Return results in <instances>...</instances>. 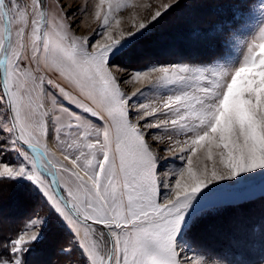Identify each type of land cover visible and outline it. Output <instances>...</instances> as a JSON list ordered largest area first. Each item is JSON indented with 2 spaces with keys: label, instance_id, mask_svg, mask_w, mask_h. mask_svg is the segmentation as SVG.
Listing matches in <instances>:
<instances>
[{
  "label": "snow or ice",
  "instance_id": "snow-or-ice-1",
  "mask_svg": "<svg viewBox=\"0 0 264 264\" xmlns=\"http://www.w3.org/2000/svg\"><path fill=\"white\" fill-rule=\"evenodd\" d=\"M123 6L99 0L97 28L76 35L88 0H0V233L13 189L27 181L29 197L0 264H34L52 222L71 233L53 264H264V212L217 228L219 247L197 235L228 209L264 208V190L218 195L264 185V0H155L117 36ZM140 41L212 55L116 62ZM161 131L187 137L164 147L183 161L174 186L158 176Z\"/></svg>",
  "mask_w": 264,
  "mask_h": 264
},
{
  "label": "rangeland",
  "instance_id": "rangeland-1",
  "mask_svg": "<svg viewBox=\"0 0 264 264\" xmlns=\"http://www.w3.org/2000/svg\"><path fill=\"white\" fill-rule=\"evenodd\" d=\"M80 2H83V0H80ZM135 2L137 3L136 6ZM138 2L139 0H120V3L124 6L114 13L115 18L120 14H123L122 16H128L127 20H124L125 23L122 24V26L119 25L120 29H130L131 19L134 14L137 15V18L147 16L148 13L145 9H143V5L145 3L154 4L155 0H141L140 4H138ZM97 3H99V0H88L89 11L81 17V22L77 26V28L73 29L76 35H87L97 28L98 21L95 20L93 16V13L95 12V5ZM104 8L106 9L107 5H104ZM206 13L207 10L205 9H201L198 11V14L205 21L208 19H213V17L207 15ZM257 18L258 14L257 16L249 20V27L255 25V23L257 22ZM112 25L113 23L111 24V26ZM113 28L116 29V26ZM177 30L182 31L183 26H180ZM115 35L118 36V31H115ZM244 38L246 37H242L241 39ZM192 54H198L200 56L212 55L211 51L208 49L193 50L181 44H178L174 48H170L167 45H156L147 41H140L138 44L134 45L128 52L118 57L116 62L120 63L122 66L143 68L146 67V65H148L150 62L162 64L167 63L169 59H175L181 55ZM131 70L132 69L129 68L128 72H131ZM141 87H143V85L139 83H122V88H124V90L129 94L135 91L136 88ZM146 96L148 97V99H141L139 97L137 99H141V102H148L149 99L155 101L159 98L158 94H154L151 92H147ZM133 102L135 103V101ZM158 134L163 136V140L160 145H153V147L158 150L159 155L162 157L157 165L158 176L163 184H171L174 186L175 178L172 177L171 170L179 169L183 165V161L179 158L180 153L178 150L176 151L175 156H173L171 152L164 151V147H172L176 144V141H180L182 146L183 141L187 139V137L184 135H176L171 131H161ZM169 137H171V139H169ZM57 155L59 156V152H57ZM197 155L200 157V160L202 162L207 163L209 167L211 166V161H208L206 159V153H197ZM23 183L27 187L28 182L25 181ZM27 190H22L23 192L18 190L23 197L21 198L22 200L14 201L13 197L7 200V202L2 205L5 219L4 232L0 233V235L6 234L8 231L19 226V224L25 217L27 210V201L29 199ZM262 190H264V185H262L261 182L257 179L249 182L248 184L238 185L236 186V188L226 190L219 193L218 195L221 197L231 196L253 198L259 196ZM163 191L164 189H162V192ZM36 195L38 196V193ZM262 212H264V208H262L261 202L259 201H257L255 204L228 209L221 216L211 217L203 224H201L197 229V235L208 246L219 247L224 243V241L217 234V228L227 226L232 221H240L241 223H244L252 219H258ZM70 236V231H68L66 228L61 229L57 227L55 222H52L45 230V237L43 241L37 246L32 255L34 264H53V262L59 261L61 258L57 255V248L59 245L65 243Z\"/></svg>",
  "mask_w": 264,
  "mask_h": 264
},
{
  "label": "bare ground",
  "instance_id": "bare-ground-1",
  "mask_svg": "<svg viewBox=\"0 0 264 264\" xmlns=\"http://www.w3.org/2000/svg\"><path fill=\"white\" fill-rule=\"evenodd\" d=\"M140 1L141 0H139V2H138V4H140ZM136 3V2H135ZM98 4V3H97ZM137 5V3L135 4V6ZM138 7V6H137ZM134 8V7H133ZM144 9V8H143ZM134 10V9H133ZM137 12V11H136ZM123 14H120V15H118V16H116V18H115V20H113L112 21V23H113V25L111 26L112 27V29H113V31H114V34H115V31H116V29H114L113 27H115L116 26V20H119L120 21V26H122V24H124L125 22H124V20H127V18H128V16H122ZM137 16V15H136ZM142 44V43H141ZM143 45V44H142ZM145 45V44H144ZM178 54V53H177ZM140 84V83H139ZM135 86V85H134ZM137 89V88H136ZM135 89V90H136ZM6 210V209H5ZM48 241V240H47ZM49 242H50V240H49ZM53 246V245H52ZM50 252V251H49Z\"/></svg>",
  "mask_w": 264,
  "mask_h": 264
},
{
  "label": "trees",
  "instance_id": "trees-1",
  "mask_svg": "<svg viewBox=\"0 0 264 264\" xmlns=\"http://www.w3.org/2000/svg\"><path fill=\"white\" fill-rule=\"evenodd\" d=\"M20 190L21 192H23L22 190H27V187L25 186V184L23 183L22 185H19V186H16L14 189H13V193H12V198L14 197V201L16 200H22L21 198L22 195L20 194V192L18 191ZM19 192V193H18ZM18 193V194H17ZM24 200V199H23ZM11 202V201H10ZM12 203V202H11Z\"/></svg>",
  "mask_w": 264,
  "mask_h": 264
}]
</instances>
